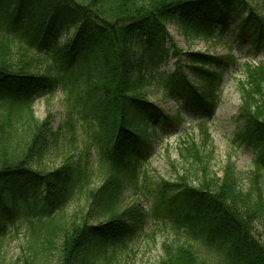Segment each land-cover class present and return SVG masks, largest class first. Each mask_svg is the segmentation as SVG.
Returning a JSON list of instances; mask_svg holds the SVG:
<instances>
[{"label":"trees","instance_id":"16d2710c","mask_svg":"<svg viewBox=\"0 0 264 264\" xmlns=\"http://www.w3.org/2000/svg\"><path fill=\"white\" fill-rule=\"evenodd\" d=\"M252 1L264 6V0H0V264L7 236H17L22 224L28 241L21 251L33 252L22 256L23 264L53 250L58 264H122L119 251L144 215L139 207H120L124 192L151 193L143 163L154 140L178 126L183 111L211 114L223 74L236 64L230 54L182 51L167 27L175 25L186 39L209 40L216 26L223 34L234 24L230 34L247 40L251 52L264 39V14ZM173 56L174 71L156 78ZM244 76L236 138L256 152L249 186L240 187L231 163L222 178L208 174L202 149L210 135L199 121L203 145L183 144L186 155L201 163L202 178L186 169L179 181L163 182L154 201L153 214L161 217L164 208L176 234L164 246L162 264H264V241L255 233L264 220V58L245 63ZM56 90L66 98V110L52 141L58 145L63 129L74 139L81 120L97 145L96 171L88 156L74 161L71 151L57 168L36 166L49 146L50 115L36 120L33 102ZM152 90L178 101V113L169 116L150 101ZM96 173L101 184L91 188ZM80 192L102 220H78L77 214L64 220Z\"/></svg>","mask_w":264,"mask_h":264},{"label":"rangeland","instance_id":"374dc122","mask_svg":"<svg viewBox=\"0 0 264 264\" xmlns=\"http://www.w3.org/2000/svg\"><path fill=\"white\" fill-rule=\"evenodd\" d=\"M250 5L256 11L264 14L262 2L252 1ZM244 14H246V11ZM167 29L173 41L182 51H201L218 56L230 54L235 57L236 64L229 67L223 74L219 102L213 108L211 114H202L196 117L187 111H183L186 116L181 117L182 121H180V124L168 127L163 134H160L157 140H154L153 148L149 152L150 156L143 163L145 173L148 171L150 177L148 188L151 189V193H147L144 188L139 193H134L131 189H127L124 192L120 207L136 206L140 208V212L144 215L140 227L138 226L139 228H137L134 236L128 241L129 243L126 248L119 251V258L122 264H162L165 255L164 246L176 241V234L173 232L169 219L162 216L165 213L164 208L161 209V217H156L153 214L155 210L153 205L154 201L159 199L158 192L161 184L165 182L168 185L167 183L172 184V182L179 181V177L184 173V170L198 171L199 176L202 178L203 173L200 171L201 163L193 155H186L184 151L185 145L183 144V142L194 140L198 144L203 145L201 134L198 135L200 132L198 127L199 121L207 124L210 135L208 144L202 149L204 155L211 152V157L209 158L202 155V162H205L202 164L207 166L208 174L211 173L216 178H222L227 164L231 163L240 187L243 189L248 188L254 164L253 161L256 156L255 150L242 144L236 138L242 129V124L236 120L240 105L238 83L245 78V63L255 65L259 59L264 58V39L259 43V48L247 52V40H237L233 34H230V29L235 30L234 24L229 27L228 32L223 34L220 33V26H216L214 30L215 34L209 40L186 39L176 26L172 24ZM167 46L170 47V42H168ZM175 61L176 58L174 56L170 57L159 68L156 78L172 73L175 68ZM149 95V100L157 103L169 116H175L178 113V101L166 100L161 92L155 90H152ZM65 110L66 98L63 97V93L60 90H56L53 95L40 96L34 100L33 113L36 120L41 122L45 120L48 114L50 115L49 133L47 134L49 146L41 161L36 163V166L44 170L57 168L62 162L63 156L68 151H71L72 155H74V161L81 159V157L83 158L84 155L88 156L89 166L96 171L97 145L84 132L81 120H78L76 124L74 139L66 129H63L56 136L58 145L55 146L52 141L53 137L50 134L62 126ZM16 126L19 127V125ZM156 126L158 127V125ZM186 130L192 134L187 139L186 135H183ZM181 135H183L184 140L180 139ZM70 146L74 148L71 149ZM99 176L98 173L92 176L91 188L100 186L102 177ZM189 183L197 185L198 181L191 177ZM156 187L158 188L156 189ZM169 192H172V190ZM89 204L87 195L84 192H80L64 210V220L70 221L73 219L74 214H77L76 219L78 220L87 219L89 222L102 220L101 217L94 215ZM16 223L19 224V221ZM263 226L264 220L257 223L255 229L256 236L261 241H264ZM24 227L25 225L22 224L17 236L14 234L7 236L2 249L4 264H23V255L31 254L33 256V252H28L27 250L22 253L21 251V248L24 245L26 246V241H28ZM184 238L185 235L181 232L180 239L184 240ZM56 243L59 245V239L56 240ZM36 247L39 248V245H36ZM45 257H47L48 264H58L59 254L55 250L39 253L37 258H34V264H45ZM18 259L19 261H17Z\"/></svg>","mask_w":264,"mask_h":264}]
</instances>
